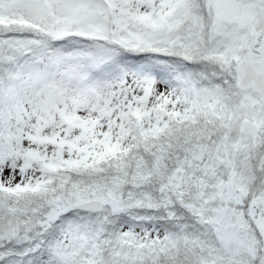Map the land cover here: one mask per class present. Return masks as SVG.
I'll list each match as a JSON object with an SVG mask.
<instances>
[{
    "label": "snow or ice",
    "instance_id": "snow-or-ice-1",
    "mask_svg": "<svg viewBox=\"0 0 264 264\" xmlns=\"http://www.w3.org/2000/svg\"><path fill=\"white\" fill-rule=\"evenodd\" d=\"M0 264H264V0H0Z\"/></svg>",
    "mask_w": 264,
    "mask_h": 264
}]
</instances>
